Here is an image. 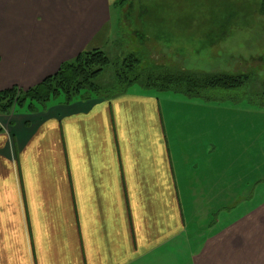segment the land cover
I'll list each match as a JSON object with an SVG mask.
<instances>
[{"label": "crops", "instance_id": "1", "mask_svg": "<svg viewBox=\"0 0 264 264\" xmlns=\"http://www.w3.org/2000/svg\"><path fill=\"white\" fill-rule=\"evenodd\" d=\"M112 1L0 0V92L30 90L85 50L108 47L114 21H126L123 8L112 14ZM0 118V264H264V168L246 169L250 155L264 160L263 119L239 124L224 162L208 136L218 144L190 185L179 167L182 142L174 152L151 94L91 96ZM189 123L198 137L188 145L195 160L205 158L206 123ZM235 185L244 197L227 209ZM192 190H201V208L208 191L216 209L196 216ZM222 206L225 225L215 219L219 229L197 231Z\"/></svg>", "mask_w": 264, "mask_h": 264}, {"label": "rangeland", "instance_id": "2", "mask_svg": "<svg viewBox=\"0 0 264 264\" xmlns=\"http://www.w3.org/2000/svg\"><path fill=\"white\" fill-rule=\"evenodd\" d=\"M119 1H112V14L123 8L126 21L120 23L119 20L118 26L114 21L112 29L116 35L110 40L108 47L99 49L105 53L110 62L95 79V85L102 88V97L109 99L127 93L155 96L161 103L166 122L170 124L168 131L172 150L176 152L177 141L182 142L185 164L182 166L179 163V167L180 171L182 169L186 173L185 182L190 185L198 183L195 175L199 167L201 175L208 169L206 167L210 160L206 153H209V148L219 143L216 150L217 157L214 158L217 163L224 162L231 152L228 139L233 140L241 135L239 124L247 122L250 124L253 119L264 120V115L257 113V108L251 109L245 104L249 102L236 105L239 102L230 99L222 104L211 105L214 102L206 103L201 99L188 98L172 91L147 89L138 83L129 87L124 94L113 95L111 89L117 86L118 68L126 58L134 55L141 59L143 68L163 67L161 71L170 69L198 73L255 74L248 88L249 95L241 90V94L244 95L242 99L250 100L251 95H258L252 93L264 91V0H129L123 6L119 5ZM139 12L145 14H134ZM229 95L235 96V92ZM255 100L263 103V94ZM63 102H66V97L62 94L48 102V105L53 106ZM234 105L236 106L233 107ZM20 110L22 109L17 110L16 113ZM3 116L0 114V117ZM193 120L206 123V127L200 128L199 131V136L202 137L200 142L203 145L202 151L206 157H199V160H195L196 155L192 152L193 144L188 145L187 141V138L192 136L198 137L197 128L190 127L189 122ZM208 122L211 130L207 128ZM212 135H216L217 144L208 143V136ZM239 151L238 146L233 148V154H238ZM195 161L199 166L195 165ZM247 162L246 169L249 171L258 166L261 168L260 164L264 168V160L258 158L257 154H254L253 158L250 155ZM241 183L239 182L238 185ZM244 187L246 188V185ZM236 188L237 185L234 186V191L230 192L232 196L227 197L225 201L229 204L226 206L227 209H230L232 204L236 206L237 203H242L245 192L236 191ZM200 191L192 190V193L194 201L200 202L198 205L195 203V213L201 219L204 210L209 212L216 208L210 202L214 197L208 191L204 192L206 196L203 199L206 200L201 208ZM192 193L188 192L190 201H192ZM186 200L187 198L186 207L190 209L191 203ZM222 207L217 210L218 214L222 211L220 216L202 218L203 221L199 222L200 227H197V231H202L201 227L207 226L211 229H219L214 228L215 219L218 220V227L223 223L225 225L222 219L226 208ZM187 219L190 223L189 214Z\"/></svg>", "mask_w": 264, "mask_h": 264}, {"label": "trees", "instance_id": "3", "mask_svg": "<svg viewBox=\"0 0 264 264\" xmlns=\"http://www.w3.org/2000/svg\"><path fill=\"white\" fill-rule=\"evenodd\" d=\"M128 1L120 0L119 5L123 6ZM109 62L105 53L99 49L85 50L76 59L64 63L55 76L47 78L30 90L22 91L14 88L0 92V114L9 116L24 108L35 113L38 110L37 105L45 107L48 102L62 94L66 97V104L91 96L102 97V88L96 86L94 81ZM141 63V59L134 55L122 62L117 71V86L111 89L113 95L124 94L129 87L138 83L147 89L172 91L188 98L201 99L206 103L222 104L232 99L239 104L249 102L264 108V101L259 103L255 100L260 94H263L264 99V92L257 93V96L251 95L250 100L242 99L244 95L241 94V90L249 95L248 88L255 74L232 75L170 69L161 71L163 67L143 68ZM234 92L235 96L229 95Z\"/></svg>", "mask_w": 264, "mask_h": 264}]
</instances>
